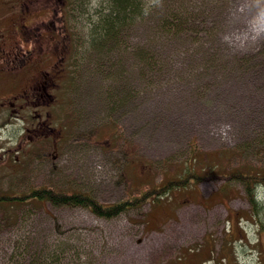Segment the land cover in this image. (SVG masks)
Instances as JSON below:
<instances>
[{"label":"rangeland","instance_id":"1","mask_svg":"<svg viewBox=\"0 0 264 264\" xmlns=\"http://www.w3.org/2000/svg\"><path fill=\"white\" fill-rule=\"evenodd\" d=\"M47 1L0 0V43L21 11L47 39L53 21L68 51L43 108L2 103L30 71L0 57V190L49 185L103 203L167 193L109 219L47 202L14 217L0 208V264H264V184L254 216L239 179L223 176L264 168V0H168L186 6L187 25L168 33L148 25L158 13L138 17L105 47L89 31L107 0H72L69 16ZM49 46L43 68L63 55ZM37 113L50 132L32 128ZM193 146L205 176L190 184Z\"/></svg>","mask_w":264,"mask_h":264},{"label":"trees","instance_id":"2","mask_svg":"<svg viewBox=\"0 0 264 264\" xmlns=\"http://www.w3.org/2000/svg\"><path fill=\"white\" fill-rule=\"evenodd\" d=\"M107 1L108 3L105 7H101L95 12L94 20L91 21L92 26L89 31L92 43L98 42L102 47H105L109 42L116 41L120 36L123 26L135 24V20L138 17H143L150 22V16L154 13H158V19L154 20V23H148V25H152V27L155 26L168 33L174 32L178 27L187 25L190 20V13L182 2L178 4H169L167 2L168 0ZM47 2H49L50 6H63L68 16L74 4L72 0H49ZM63 7L61 8L63 9ZM18 15L20 18L16 24L11 22L9 26L10 30H13L14 27L26 21L21 11L18 12ZM1 33L3 37L6 35L5 32L0 31V34ZM3 59L5 61V58ZM198 156L199 152L195 151L193 146L188 159L190 165L184 168L187 169V172L184 171L182 177H180H189L187 181H190V184L195 182V178L205 176L202 171H196L194 168L198 163ZM202 168H204V166H201L199 170H202ZM229 173L230 174H223V176H231L239 179L246 192L247 200L250 203L249 208L252 214L257 216V210L260 205L256 198L255 186L257 184H264V168H236ZM164 187V184L151 185L142 191L132 193L131 195H127L111 203L100 202L87 191L79 189H54L49 185L29 186L22 191L4 189L0 190V208L8 209L11 212L10 217H14L21 207L27 205L36 206L47 202L54 206L82 207L90 211L96 217L109 219L129 209L140 208L146 203L150 206L157 203V201L167 193ZM260 224L262 225V223Z\"/></svg>","mask_w":264,"mask_h":264},{"label":"flooded vegetation","instance_id":"3","mask_svg":"<svg viewBox=\"0 0 264 264\" xmlns=\"http://www.w3.org/2000/svg\"><path fill=\"white\" fill-rule=\"evenodd\" d=\"M24 22L25 21L9 31L10 34L8 35V38L10 35L11 38H9L8 43L6 41L0 43V57L5 58L6 63L12 64L11 69L7 70L10 73L12 70L16 71V73H21L23 71L30 72L25 78V81H23L17 88L15 91L16 93L7 96L2 103L7 104L10 107H15L17 105L22 108L30 105L34 108H43L45 107V100H48L53 96L52 89L59 84L58 79L63 75L65 69L63 66L64 56L66 55L67 57L68 51L66 50L64 40L53 43V34H50L55 27L53 21H49V24H52L51 30L48 31L49 39L44 38L45 36L43 34L42 37V32L40 33L36 26H29ZM2 35L3 34L1 33L0 36ZM51 44H54V51L55 47H61L63 55L56 58V53L54 52L52 55V63L46 68H43L40 65L41 60L39 58L41 49L43 46H49ZM47 97L49 98L47 99ZM46 120V118L41 117V115L37 113V117L32 121V128L38 131L45 130L48 127Z\"/></svg>","mask_w":264,"mask_h":264},{"label":"bare ground","instance_id":"4","mask_svg":"<svg viewBox=\"0 0 264 264\" xmlns=\"http://www.w3.org/2000/svg\"><path fill=\"white\" fill-rule=\"evenodd\" d=\"M148 55V54H147Z\"/></svg>","mask_w":264,"mask_h":264}]
</instances>
